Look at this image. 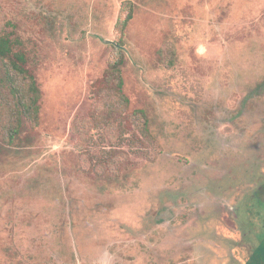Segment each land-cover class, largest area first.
I'll use <instances>...</instances> for the list:
<instances>
[{
	"label": "rangeland",
	"instance_id": "obj_1",
	"mask_svg": "<svg viewBox=\"0 0 264 264\" xmlns=\"http://www.w3.org/2000/svg\"><path fill=\"white\" fill-rule=\"evenodd\" d=\"M3 36L41 98L0 135V264L264 263V0H0Z\"/></svg>",
	"mask_w": 264,
	"mask_h": 264
},
{
	"label": "trees",
	"instance_id": "obj_2",
	"mask_svg": "<svg viewBox=\"0 0 264 264\" xmlns=\"http://www.w3.org/2000/svg\"><path fill=\"white\" fill-rule=\"evenodd\" d=\"M132 18V11L129 10L127 18L119 23V27L124 37V32L128 22ZM119 46H115L117 58L107 72V83H113V92L120 98V100L129 104V100L123 93V80H122V66L124 64V52L121 49L123 39L118 42ZM15 42L10 38L3 36L0 37V60L3 62V69L5 73V80L7 89L12 99L14 100V107L8 115H5L4 122L8 126L7 133L3 135L8 143H13L20 134L23 127L24 119L31 123H37L39 116V102L41 98L40 90L36 78L24 67L25 57L22 54H15L13 48ZM3 82V81H2ZM144 124H147V118L144 112H140ZM3 123V122H2ZM2 132V133H1ZM260 249V248H259ZM257 249V251H259ZM256 256L254 251L253 258ZM249 264H258L257 261L250 262ZM264 264V263H262Z\"/></svg>",
	"mask_w": 264,
	"mask_h": 264
},
{
	"label": "flooded vegetation",
	"instance_id": "obj_3",
	"mask_svg": "<svg viewBox=\"0 0 264 264\" xmlns=\"http://www.w3.org/2000/svg\"><path fill=\"white\" fill-rule=\"evenodd\" d=\"M262 194H264V189L261 190Z\"/></svg>",
	"mask_w": 264,
	"mask_h": 264
},
{
	"label": "water",
	"instance_id": "obj_4",
	"mask_svg": "<svg viewBox=\"0 0 264 264\" xmlns=\"http://www.w3.org/2000/svg\"><path fill=\"white\" fill-rule=\"evenodd\" d=\"M115 46H119L118 44H115ZM121 49H123V47H121Z\"/></svg>",
	"mask_w": 264,
	"mask_h": 264
}]
</instances>
